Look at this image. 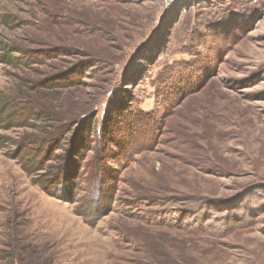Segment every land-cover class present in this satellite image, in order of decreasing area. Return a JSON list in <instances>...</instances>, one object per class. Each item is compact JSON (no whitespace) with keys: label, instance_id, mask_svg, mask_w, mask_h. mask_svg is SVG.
I'll return each mask as SVG.
<instances>
[{"label":"rangeland","instance_id":"1","mask_svg":"<svg viewBox=\"0 0 264 264\" xmlns=\"http://www.w3.org/2000/svg\"><path fill=\"white\" fill-rule=\"evenodd\" d=\"M13 258L264 264V0H0Z\"/></svg>","mask_w":264,"mask_h":264},{"label":"trees","instance_id":"2","mask_svg":"<svg viewBox=\"0 0 264 264\" xmlns=\"http://www.w3.org/2000/svg\"><path fill=\"white\" fill-rule=\"evenodd\" d=\"M61 78L63 79V78H66V76L65 75H63V76H61ZM109 121H111V120H113V119H108ZM115 121H116V119H114L112 122H111V124H110V129H112L113 128V125H114V123H115ZM119 122H121V121H116V123H119ZM123 122V121H122ZM90 122L87 120V121H85V122H82L81 123V129L82 130H84V129H86V128H88L89 127V124ZM91 127H93V124L91 123ZM130 129H133L132 128V126L130 125ZM110 134V133H109ZM98 137H99V142H101V143H107L108 144V142H112V140H105V134H104V132H103V130L101 129V131H100V133L98 134ZM104 141H106V142H104ZM114 143V142H113ZM80 144L81 145H79L78 146V148L79 149H77L76 150V154L78 155L80 152L79 151H84V150H89V149H87V146H85V144H84V142L83 141H80ZM116 145L117 146H119V144L118 143H116ZM60 147L61 148H64V146L63 145H60ZM96 169V168H95ZM27 172H30V171H27ZM101 176H104V175H102V174H100ZM59 178V175H57V176H55V177H53L52 178V180L50 181V183L49 184H52L53 183V185H55V184H57V179ZM102 180V179H101ZM46 181H48V180H46ZM46 181H42L41 183H39V186L41 187V189L44 191V192H46L49 196H56V194H57V192L56 191H53V190H50V189H48V186H45L44 185V182H46ZM64 181H66V179H64ZM15 260H17L18 262H19V264L20 263H22V259H19V258H13V259H11V263H12V261H15Z\"/></svg>","mask_w":264,"mask_h":264}]
</instances>
